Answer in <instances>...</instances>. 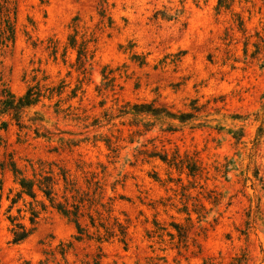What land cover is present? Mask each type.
Returning <instances> with one entry per match:
<instances>
[{
    "label": "rangeland",
    "instance_id": "obj_1",
    "mask_svg": "<svg viewBox=\"0 0 264 264\" xmlns=\"http://www.w3.org/2000/svg\"><path fill=\"white\" fill-rule=\"evenodd\" d=\"M35 84L52 92L28 116L55 136L9 126L0 164L62 172L82 235L44 200L31 225L40 206L0 169V264H264V0H0V86ZM126 104L193 118L115 117ZM9 216L31 229L18 244Z\"/></svg>",
    "mask_w": 264,
    "mask_h": 264
},
{
    "label": "trees",
    "instance_id": "obj_2",
    "mask_svg": "<svg viewBox=\"0 0 264 264\" xmlns=\"http://www.w3.org/2000/svg\"><path fill=\"white\" fill-rule=\"evenodd\" d=\"M47 91H49V93L52 92V90H49L48 88H46L44 91H41V88L35 84L34 86H28L22 95L16 96L6 87L0 86V131H6L9 126H14L18 131L31 130L35 138H45L48 140L53 138L55 136L54 133L46 130L44 133L39 132V130L42 128L41 123H46V121L43 119L44 117L39 112L33 111L32 116H28V112L32 111L40 103L41 99L45 98V93ZM59 94L60 93L58 92L57 95ZM46 98L50 100L51 95ZM125 116H131L133 121H140L139 119H153L156 121L176 120L180 125H185L187 122H189L188 120L193 118L192 115L183 114H180L178 117H176L164 108H154L152 104H126L118 110V113L115 117L121 118ZM262 116L264 120V113ZM258 119L259 117L256 114L255 121ZM234 139L238 140L236 137H234ZM58 140L61 141V137H58ZM104 142L108 147L109 141L105 140ZM160 161L169 167H173L175 170L181 173L184 172L186 177H195L199 174L196 163L187 156L180 158L178 155H174L170 159H167V156H163L160 158ZM0 169H7L12 173L14 179L17 181L19 186V192L17 193L18 198H21L22 195H25L40 206L39 211H35L33 208L30 209L29 222L31 225L34 224V220L37 218L39 213L46 210V206L43 202L44 200L49 204L51 209H54L63 217L72 221L76 225L77 234L80 236L82 235V229L79 228L77 223L78 208L82 202L78 201L77 205L71 204L68 206L66 196L69 194L70 198L74 199V195H76L78 191L62 172L59 174L60 178L56 179L53 178L50 173H47L45 176L40 178L33 177L32 179H28L24 177L18 169H16L12 162H9L8 164L1 163ZM59 181L62 183L61 198L63 199V203L56 202L55 199V188L58 186ZM38 195L41 196L42 200L37 201ZM15 203L16 202L14 200H10V204ZM213 205H216V203H213ZM193 212L197 214V219L200 221V218L203 217L201 213L199 211ZM8 218L12 225L10 229L11 242L13 244H18L30 235L31 229L26 230L25 227L19 222H16L13 217L9 216ZM99 226L105 230L106 239L114 236L112 231H106L105 227L102 225ZM91 227L94 228L92 222ZM176 228V237L180 242L183 243L187 238L186 230L179 227ZM120 235H123V233L120 232ZM229 264H246V257L241 254L238 257L232 258Z\"/></svg>",
    "mask_w": 264,
    "mask_h": 264
}]
</instances>
